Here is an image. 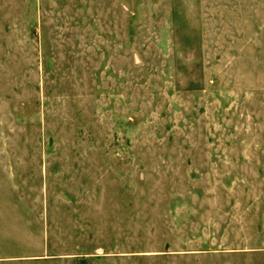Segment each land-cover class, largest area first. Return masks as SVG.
Instances as JSON below:
<instances>
[{"label": "rangeland", "instance_id": "rangeland-1", "mask_svg": "<svg viewBox=\"0 0 264 264\" xmlns=\"http://www.w3.org/2000/svg\"><path fill=\"white\" fill-rule=\"evenodd\" d=\"M0 264H264V0H0Z\"/></svg>", "mask_w": 264, "mask_h": 264}]
</instances>
